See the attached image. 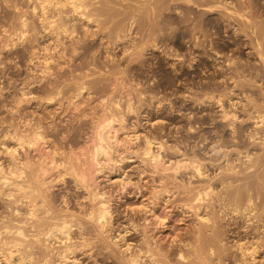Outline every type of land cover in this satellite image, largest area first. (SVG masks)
<instances>
[{
    "label": "bare ground",
    "instance_id": "obj_1",
    "mask_svg": "<svg viewBox=\"0 0 264 264\" xmlns=\"http://www.w3.org/2000/svg\"><path fill=\"white\" fill-rule=\"evenodd\" d=\"M11 1L10 9L15 13L12 15L9 9L12 16L7 15L8 27L0 24V48L9 52L18 41H24L29 62L42 64L37 68L41 71L38 85L43 81L37 102L40 105L59 102L62 94L65 102L60 101L63 105L60 108L64 111L71 108L75 113L68 118L66 126L60 121L54 123L53 119L50 127L46 126L41 120L46 117L39 119L23 113L22 102L29 101L30 97L27 98L30 92H25V88L10 106V128H5L2 134L0 131V194L6 205L0 213L9 210L8 214L0 215V264L56 261L61 264H230L226 259L232 264H264V230L260 231L261 225H254L264 220V199L263 203L256 202L260 193L258 186L264 187V152L263 148L261 153L247 148V144L264 145V0H29L30 11L40 22L39 27L31 23L32 19L29 22L30 16L25 11L29 4L23 9L21 1ZM63 13L65 17L70 14L72 22L62 20ZM76 22H82L85 27L83 34H79ZM91 25L96 28L92 30ZM87 33L97 35L104 42L95 51L88 47L91 54L84 41ZM44 35L49 36L52 44L49 40L39 46V37ZM179 37H185L186 44L189 43L186 61L192 77L188 86L191 103L216 108V115L207 118L208 121L213 123L217 117L236 134L235 140L243 142L244 136L248 140L243 148L245 159L237 165L227 158L223 172L219 170V174L223 173L218 174L219 179L208 175L205 160L195 151L181 150L178 144L167 146L166 138L162 139L157 132L150 133L152 130L140 134L137 116L147 94L142 90L133 96L132 87L123 92L118 89L126 84L130 86L124 77L131 72V64L126 69L121 63L97 62L96 57L102 52L106 58L111 57L112 47L128 52L131 62H142L147 55L145 47L159 50L169 59L181 60L183 55L175 50ZM65 38L71 41L68 50ZM127 41L131 44L126 45ZM245 46L253 49L250 59L236 55L242 54ZM52 50L58 52L62 61L54 58ZM197 70L203 79L210 81L204 80L197 86L194 80ZM54 74L62 85L53 79ZM90 89L99 95L97 105L86 111L84 104L81 105L83 100L79 99L84 91L89 95ZM138 102L142 103L141 107L136 105ZM237 119L252 122L254 126L241 136L242 131L237 130L240 125L234 127ZM197 122L206 123L205 118L196 116L186 121L185 127L190 133L197 128ZM82 135L85 137L80 143ZM238 153L241 155V151ZM133 159L143 165L138 171L140 180L144 181L142 185L135 184L126 175L121 176L124 168L120 172L116 169L117 165L120 167ZM116 170L119 173H114ZM116 174L117 178L112 180L111 176ZM100 175L118 186L114 192L101 185ZM214 177L220 181L222 191L215 190ZM148 184L151 190L148 188L146 202L142 198L139 205L133 202L132 206L126 199L123 210L113 209V200L122 201L131 193L137 196L140 192L142 196V187ZM175 201L180 214L192 218V224L184 228L185 233L177 230L173 235L170 233L169 241L162 242L156 235L169 228L172 217L165 209L158 211L159 204L166 208ZM226 215L242 218L246 223L243 233L237 229H234L237 233L234 230L229 233L233 241L230 246H226L228 237L223 235L224 224L219 219ZM149 225H153L149 229L153 233L146 229ZM136 234L140 236L138 239ZM131 236H135V243L130 240Z\"/></svg>",
    "mask_w": 264,
    "mask_h": 264
},
{
    "label": "rangeland",
    "instance_id": "obj_2",
    "mask_svg": "<svg viewBox=\"0 0 264 264\" xmlns=\"http://www.w3.org/2000/svg\"><path fill=\"white\" fill-rule=\"evenodd\" d=\"M5 1V2H4ZM16 1V0H15ZM17 1H21L20 2V4H21V6H24V8L23 9H26L25 8V6H26V4H29V5H27L26 7H28L25 11H26V13L28 14V17H29V22H30V20L32 19V24L33 25H37V27H39L40 26V22L37 20V17L36 18H34L35 16L33 15V12L32 11H30L31 10V5H32V2H33V0H31L32 2H30L29 0H27V2H26V0H17ZM2 2V3H1ZM9 2V3H8ZM7 2V0H0V24H1V27L3 26V24L2 23H4V25H6L5 27H8V23H9V20H10V17L8 18L7 17V15L8 16H12V15H14L13 13H15V11H14V9H13V11L11 10L12 9V5H10L11 3L10 2H12L11 0L10 1H8ZM23 2V3H22ZM3 3H6V4H8V6L7 5H5V4H3ZM19 3V2H18ZM31 3V4H30ZM18 6H20V5H18ZM10 7H11V9H10ZM6 9V10H5ZM9 9L11 10V14L10 13H8V12H10L9 11ZM19 9H22V7H19ZM19 9H18V11H19ZM51 9V8H50ZM5 11H6V14H5ZM26 14V15H27ZM63 15V18H62V20L64 19H66L68 22H72L71 21V15L70 14H66L67 16L65 17V14L63 13L62 14ZM32 17V18H31ZM62 17V16H61ZM68 18V19H67ZM36 19V20H35ZM78 22V21H77ZM76 22V24H78L77 25V29H78V31H79V34H81V32H82V34L84 33V31H82V30H85V27L82 25V22L80 23H77ZM81 24V25H80ZM90 24H92V22L90 23ZM81 26V27H80ZM83 26V27H82ZM92 26V27H91ZM91 26H89V27H91V29L93 28L94 29V25H91ZM82 28V29H81ZM96 28V27H95ZM1 29V28H0ZM92 29V30H93ZM90 33H87L85 36H84V41L87 43L86 45H87V49H89L88 47H90V49L91 50H93V51H95V49H101L103 46H102V42H103V40H101L100 38H97V35H90ZM135 35V33H133V35L132 36H134ZM138 36V35H137ZM47 37H49V36H46V35H44V36H42L41 37V39H40V37H39V40H41V41H39L38 42V44H39V46H41L42 45V43H44V44H46V43H49L50 41H51V43L50 44H52V40H50V38L48 39ZM87 37V38H86ZM89 38V39H88ZM182 38V37H181ZM187 38V37H186ZM87 39V40H86ZM182 39H184V40H182ZM182 39H180V37H179V39L177 40L178 41V44H179V41H180V44L178 45L177 44V49H175L176 47V45L175 46H172L175 50H176V52H180L182 55H183V58L180 60H176V59H172V58H168V57H165L162 53H160V51L159 50H155V51H152V50H150L148 47H145L146 49V53H147V55L146 56H144V58H142V62H144V63H138L139 62V60H136V61H138V62H131V60H130V55L129 54H127L128 52H122L121 50H123V49H121V48H119V47H116V48H114V47H112V48H110L109 49V51H110V55H111V57H113L114 59H117L116 60V62L114 61V59L113 58H111L110 56H108L107 58L105 57V54L106 53H104V52H102L101 54H103V55H101L100 53V56L99 55H97V62H100V63H108V65L110 64V65H113V64H117V63H121L120 64V66H122V67H124L125 65H126V69H129L131 66V69H129L131 72L130 73H128V74H126L125 75V77L124 78H126L125 79V82L127 81L129 84H130V86H128V84H126L125 86H124V88L122 87H120V88H118V89H120L121 90V92H123L122 90H129V88L131 89V87H132V89L133 90H131V91H133L132 93V95L134 96L135 94H137L139 91H142L143 90V92L145 93L144 95H146V97L144 98V96H143V99H145V100H143L142 101V103H143V105H142V107H141V102H140V104H139V102L136 104V105H138V106H140L139 108H140V111H139V113H138V116L135 114L134 115V117L133 118H131V120H133L134 121V119L136 118V116L137 117H139V118H137L138 119V125H137V128H138V132L140 133V134H144V133H148V132H150L151 130V132L150 133H152V134H156V132H157V134L156 135H158V133H159V137H161L162 139H165V141H166V143H167V146H168V144L169 145H174V144H178L179 146V148L181 149V150H186L187 152H191V153H194V152H192V151H195V153H198V157L199 158H202V159H204L205 161H203V163L205 164V165H207V173H208V175L209 176H217V178H218V176L220 175V176H222L223 175V173H222V175L221 174H219L220 173V171H222L223 172V170H221V169H223L225 166H226V164H227V160L229 159V160H233V162H235L237 165H240L241 163H242V161L245 159L243 156H244V150H245V148H246V146L247 145H249L247 148L248 149H250V151H252V152H262V148H263V152H264V147H261V146H259L258 144L255 146L254 145V147H253V145H250V144H247L246 145V141H248L247 139H246V137L244 136V134H245V132L247 133V131H249V129H250V127L252 126H254L253 125V123L252 122H248L249 123V126H248V123H244L245 121H243L242 122V120H238L237 119V121H235V123H234V127L235 128H237L239 125V127L237 128V130H238V133H239V131H242V132H240L239 133V135L241 134V133H243L241 136H244V137H241V139H244V145L245 146H242V144H243V142H241L240 140H235L234 139V137H235V135L236 134H233L232 132H231V130L229 129V127L227 126V125H225V122H221V121H219V118L217 119V117H216V120L214 121L215 123H217V124H215L214 122L212 123L211 122V120H209L208 121V119H210V116L211 117H213L214 115H216V112L214 111V110H216V108L215 109H211L210 107L208 108V107H200V105H198V106H195V104H193V103H191V97L189 96V94H190V89L188 90V86H189V83L191 82V80H190V78H192L191 77V70L188 68V61H186L187 59H188V55H187V46H188V44H186V39H185V37L184 38H182ZM50 40V41H49ZM99 40V41H98ZM47 41V42H46ZM90 41V42H89ZM186 41V42H185ZM46 42V43H45ZM69 42H71L70 41V39H64V43L66 44V47H67V50L68 49H70L69 48V46H70V43ZM89 42V43H88ZM40 43H41V45H40ZM92 43V44H91ZM104 43V42H103ZM182 43H183V45H182ZM125 44L126 45H130L131 44V42L130 41H127V42H125ZM0 45H1V43H0ZM18 45V46H17ZM187 45V46H186ZM24 46V47H23ZM14 47V49H11V51H9L8 52V50H6V48H3V49H1L0 48V131H1V134L3 133L2 131L5 129V128H7V127H9L10 126V123H11V108H12V106L11 105H13V100H14V98H16V97H18L22 92L20 91V90H23L24 88V91L25 92H30V94H28L27 95V98H28V96H30L29 98H28V100L29 101H23L22 102V105H23V113L24 114H30V115H32L33 117H39V119L40 118H43V117H46L45 119L43 118V119H41L43 122H45V125L47 126V125H49L51 122H52V119H53V121H54V123L57 121V123H60L61 125H67V121H69V119H70V117L72 116V114L73 113H75V110H72L71 108H68V109H66L65 111L62 109V108H60V107H63V105H62V103H63V101L65 102V99L60 95V98H59V96H57L59 99V102L58 101H56V102H54V101H52V102H49V104L48 103H45V104H41L40 105V103H38L37 102V100H39L38 99V96L39 95H41L40 93V90H41V88H40V86H41V83H43V81H40L39 82V85H38V80H39V77H40V74H39V71L40 70H37V68L38 69H40L41 68V63H40V65H38L37 66V64H33V63H30L29 62V59H28V52H26L27 50L26 49H28V48H26V44H25V42L23 41V42H20V41H18V43L16 44V46H13ZM51 47H53V45H51ZM71 47V46H70ZM94 47V48H93ZM121 47V46H120ZM38 48L39 47H37L36 49L38 50ZM148 48V49H147ZM56 49V48H55ZM89 49V50H90ZM245 49V50H244ZM2 50V51H1ZM15 50V51H14ZM89 51L90 52V54L92 53V51ZM178 50V51H177ZM251 50H253L251 47H249V46H245L244 48H242V50L241 51H243V52H241L242 54H236L238 57L240 56L242 59H247L248 57H249V59H250V52H251ZM13 51V52H12ZM38 51H41L40 49L38 50ZM53 51V53L56 55H53V57L55 58V59H60L57 55H58V52L56 51V50H52ZM13 54H12V53ZM42 52V51H41ZM88 52V53H89ZM178 52V53H179ZM248 52V53H247ZM151 53V54H150ZM184 53V54H183ZM112 54L114 55V56H112ZM126 55H128V56H126ZM7 56V57H6ZM98 56H99V58H98ZM125 56V57H124ZM246 56H248V57H246ZM87 56H85V58H84V56L82 57V59L83 60H87V58H86ZM122 57V58H121ZM124 57V58H123ZM127 57H129V59L127 58ZM4 58V59H3ZM9 58V59H8ZM16 58V59H15ZM110 60H109V59ZM127 58V59H126ZM104 61H103V60ZM105 59H106V62H105ZM121 59V60H120ZM126 59V60H125ZM8 60V61H7ZM15 60V61H14ZM79 61H80V59H78ZM78 60L76 61V62H78ZM102 62H101V61ZM112 60H113V63H112ZM119 60V61H118ZM128 60H130V62L131 63H127V62H129ZM174 60H176V61H174ZM59 61H62V59H60ZM108 61H110V62H108ZM147 61V62H146ZM251 61H254V59L252 60L251 59ZM184 62V63H183ZM112 63V64H111ZM172 63V64H171ZM211 62H209L208 63V67L210 68V66H209V64H210ZM4 64H6V65H4ZM36 67V72H34L35 71V67L33 66V65ZM39 64V63H38ZM56 63H51V65L53 66V65H55ZM131 64V66L129 67V65ZM132 64H134V65H132ZM137 64V65H136ZM142 65V67H141V65ZM10 65V66H9ZM26 65V66H25ZM136 65V69L133 67V66H135ZM211 65V64H210ZM32 68H31V67ZM129 68H128V67ZM2 67H4V68H2ZM91 67H93V66H91ZM139 67V68H138ZM54 68H56L57 69V67H55L54 66ZM135 70H134V69ZM141 68V69H140ZM151 68V69H150ZM158 68V69H157ZM177 68V69H176ZM30 69V70H29ZM32 69V70H31ZM55 69V70H56ZM107 69H109L108 67H107ZM173 69H174V72H173ZM34 70V71H33ZM97 70V68H94V72H97L96 71ZM142 70V71H141ZM28 73H27V72ZM53 71V70H52ZM2 72V73H1ZM41 72V71H40ZM209 72H211V69H210V71ZM144 73V74H143ZM154 73V74H153ZM163 73V74H162ZM27 74V75H26ZM201 74V75H200ZM206 74V73H205ZM11 75V76H10ZM31 77H30V76ZM138 75V76H137ZM153 75V76H152ZM192 75H194V74H192ZM202 73H201V71H199V70H197V73H196V76H194L195 77V81H196V85L197 86H201L200 84L202 83V81H210L209 80V78H207V80L206 79H203V77H202ZM10 76V77H9ZM27 76V77H26ZM29 76V77H28ZM96 76V75H95ZM127 76V77H126ZM182 76V77H181ZM13 77V78H12ZM25 77H26V79H25ZM38 77V78H37ZM51 77H52V75H51ZM54 77V78H53ZM53 79L55 80V79H57V80H55V81H59L58 80V76H56L55 74L53 75ZM58 77V78H57ZM130 77H132V78H130ZM134 77V78H133ZM165 77V78H164ZM201 77V78H200ZM36 78V79H35ZM127 78H129V79H127ZM29 79V80H28ZM60 79V78H59ZM178 79V80H177ZM185 79V80H184ZM34 80V81H33ZM36 80V81H35ZM61 80V79H60ZM103 80V79H102ZM183 80V81H182ZM187 80H189L188 82H186ZM200 80V81H199ZM14 81V82H13ZM22 81V82H21ZM105 81V80H104ZM130 81H132V82H130ZM216 81H218V79L216 80ZM25 82V83H24ZM28 82H30V83H28ZM32 82H34V83H32ZM106 82V81H105ZM126 82V83H127ZM155 82V83H154ZM178 82V83H177ZM180 82V83H179ZM186 82V83H185ZM58 83H60V85H62V83L61 82H58ZM138 83V84H137ZM158 85H157V84ZM15 84H16V86H15ZM28 84V85H27ZM33 84V85H32ZM155 84V85H154ZM177 84V85H176ZM22 85V86H21ZM157 85V86H156ZM163 85V86H162ZM184 85V86H183ZM186 85V86H185ZM15 86V87H14ZM33 86V87H32ZM58 86H59V84H58ZM167 86V87H166ZM169 86V87H168ZM2 87H4L3 88V90H2ZM23 87V88H22ZM134 87V88H133ZM136 87V88H135ZM163 87V88H162ZM181 87H182V89H181ZM27 88V89H26ZM37 88V89H36ZM153 90H152V89ZM170 88V89H169ZM176 88V89H175ZM186 88V89H185ZM29 89V90H28ZM33 89V90H32ZM40 89V90H39ZM134 89H135V91H134ZM137 89H139V90H137ZM147 90V91H146ZM148 90H149V92H148ZM174 90V91H173ZM32 91V92H31ZM42 91V90H41ZM137 91V92H136ZM37 92V93H36ZM40 92V93H39ZM136 92V93H135ZM20 93V94H19ZM156 93V94H155ZM169 93H170V95H169ZM123 94V93H122ZM124 94H125V92H124ZM32 95V96H31ZM98 95H99V93H97L96 91L94 92V90L93 89H90V93H89V95H88V92H86V91H84L83 92V95H82V97L79 99V100H83L82 101V103H81V105H83L84 104V109L86 110V111H88V110H90V108L89 107H91V106H93V105H97V98H98ZM153 95H154V97H153ZM10 96V97H9ZM13 96V97H12ZM21 96V95H20ZM19 96V97H20ZM33 96H35L34 98H33ZM37 96V97H36ZM84 96V97H83ZM150 97L151 96V98H148V97ZM8 97V98H7ZM167 97V98H166ZM188 97H190V98H188ZM13 98V99H12ZM62 98L64 99V100H62ZM83 98V99H82ZM154 98V99H153ZM157 98V99H156ZM243 98H244V100H243ZM136 99V98H135ZM160 99V100H159ZM241 99L245 102V96L243 97H241ZM31 100V101H30ZM134 100V99H133ZM147 100V101H146ZM149 100V101H148ZM158 100L161 102H158ZM188 100V101H187ZM60 101H62V103H60ZM87 101V102H86ZM144 101H145V104H144ZM242 101V102H243ZM6 102V103H5ZM9 102V103H8ZM25 102V103H24ZM85 102V103H84ZM151 102H152V104H151ZM51 103V104H50ZM7 104V105H6ZM64 104H66V103H64ZM149 104V105H148ZM160 104V105H159ZM27 105V106H26ZM61 105V106H60ZM145 105V106H144ZM2 106V107H1ZM10 106H11V108H10ZM5 107V108H4ZM81 107V108H82ZM88 108V109H87ZM152 108V109H151ZM7 109V110H6ZM142 110H144V111H142ZM26 111V112H25ZM90 112V111H89ZM144 112V113H143ZM196 112V113H195ZM213 112V113H212ZM142 113V114H141ZM210 113V114H209ZM8 114V115H7ZM242 114H243V112H242ZM241 113H240V115H242ZM208 115V116H207ZM213 115V116H212ZM194 116H196V117H198L199 119L200 118H205V122L206 121H208V122H210V123H208V122H206V123H201V124H199L198 122L195 124L196 125V129H195V131H193V132H189L188 131V129H187V126L185 127V124H187L188 125V123H186V121L188 122V121H190V120H192L193 119V117ZM205 116V117H204ZM4 117V118H3ZM36 117V118H37ZM55 119H54V118ZM189 117V118H188ZM192 117V118H191ZM69 118V119H68ZM208 118V119H207ZM10 119V120H9ZM141 119V120H140ZM190 119V120H189ZM236 120V119H235ZM60 121V122H59ZM199 121V120H198ZM4 122V123H3ZM9 123V124H7V123ZM65 122V123H64ZM156 122V123H155ZM200 122V121H199ZM238 122H240V124L238 123ZM251 123V124H250ZM5 124V125H4ZM153 124V125H152ZM157 124H159L160 125V127H159V125H157ZM246 124V125H245ZM65 125V126H66ZM180 125V127L178 128V126ZM203 126V127H202ZM243 126V127H242ZM248 126V127H247ZM49 127H50V125H49ZM87 127V126H86ZM164 127V128H163ZM10 128V127H9ZM199 128V129H198ZM242 128H243V130H242ZM248 128V129H247ZM8 129V128H7ZM160 129V130H159ZM224 129V130H223ZM247 129V130H246ZM252 129V128H251ZM164 130H165V132H164ZM210 130V131H209ZM229 130V131H228ZM86 131V130H85ZM155 131V132H154ZM162 132V133H160V132ZM186 131H188V132H186ZM142 132V133H141ZM185 132V133H184ZM166 133V134H165ZM0 134V135H1ZM215 134V135H214ZM163 135V136H162ZM192 135V136H191ZM123 136V135H122ZM225 136V137H224ZM232 136V137H231ZM84 137H85V135H82V137L80 136L79 137V140H80V143H81V141H82V143H83V141H84ZM206 139H205V138ZM222 137V138H221ZM176 138V139H175ZM183 139V140H182ZM215 139V140H214ZM86 140V139H85ZM179 140V141H178ZM182 140V141H181ZM201 140H204L203 142L201 141ZM211 140V141H210ZM233 140V141H232ZM207 141V142H206ZM210 141V142H209ZM218 141H220V142H218ZM175 142V143H174ZM181 142V144H179ZM205 142V143H204ZM231 142V143H230ZM237 144H236V143ZM170 143H172V144H170ZM234 144V145H233ZM182 145V146H181ZM218 145V146H217ZM185 146H186V148H185ZM264 146V145H263ZM215 147H216V149L218 150V152L216 153V149H215ZM220 147V148H219ZM222 147V148H221ZM226 147V148H225ZM233 147V148H232ZM185 148V149H184ZM211 148V149H210ZM243 148H244V150H243ZM259 148H261V150L259 149ZM215 149V150H214ZM236 149H238L239 151H241V155H240V153H238V150H236ZM214 150V151H213ZM224 150V151H223ZM225 151H226V153L228 154H226L225 153ZM243 151V152H242ZM251 152V153H252ZM256 152V153H257ZM224 153L226 154V155H224ZM200 155H201V157H200ZM224 155V156H223ZM239 155H240V157H239ZM239 159H238V158ZM228 158V159H227ZM201 159V160H202ZM239 160H241V161H239ZM226 163V164H225ZM119 164H121V163H119ZM142 163H140L139 162V160H135V159H133V160H130V161H127V162H125L124 164H121V165H119L120 167H118V165H117V167H116V169L120 172V171H122L121 169H123L124 170V173H122L121 174V176H128L130 179H132L131 181L132 182H134L135 184H137V183H139L140 185H142V183L144 182H142L141 180H140V175L138 174L139 172L138 171H140V169L143 167V165H141ZM224 166V167H223ZM222 167V168H221ZM120 168V169H119ZM138 168H139V170H138ZM116 170V172H114V173H119L118 171ZM220 170V171H219ZM218 172V173H217ZM113 173V174H114ZM146 173H148V172H146ZM215 173H217V175H215ZM145 174V173H144ZM219 174V175H218ZM143 175V174H142ZM146 175V174H145ZM117 176H118V174H116V175H112L111 177H112V180L114 179V178H117ZM219 176V177H220ZM214 177V178H215ZM213 178V179H214ZM217 178H215L214 180V186H215V190L217 189V191H220L221 189L223 190V187H222V185L220 184V181H217L218 179ZM100 179V180H99ZM112 180H105V177H103L102 175H100V177L98 176V181L100 182V183H102L101 185L102 186H106L107 188L106 189H111V191L113 190V192H114V188H117L118 186H114V185H112L113 183H111L112 182ZM102 181V182H101ZM138 181V182H137ZM258 183H260L259 181H258ZM109 184V185H108ZM144 184V183H143ZM220 184V185H219ZM259 185V184H258ZM110 187V188H109ZM113 187V188H112ZM142 187V186H141ZM150 187L151 186H149V184L148 185H146V186H144L143 185V187H142V190H143V193H144V195H142L141 196V194H140V192L139 193H137L136 195L137 196H133L132 195V193H131V196H126L125 198H123L122 199V201L121 200H113L112 201V203H114V204H112V207H113V209L114 210H117V212H119L120 210H123L124 209V206L122 205L125 201H126V199L128 200V203H129V201H130V203H131V205H132V203L133 204H135V205H139V201H141V199L143 200V201H145L146 202V199L148 198H146V195L147 196H149V193H148V191H149V189H150ZM217 187V188H216ZM262 186L260 185V186H258V190H259V192L260 193H258V198H257V200H256V202L257 203H263V199H264V187H262ZM149 188V189H148ZM260 188V189H259ZM151 190V189H150ZM221 190V191H222ZM146 193V194H145ZM261 194V195H260ZM1 195V194H0ZM140 195V196H139ZM177 195V194H176ZM2 196V195H1ZM0 196V211L2 212V207L3 206H6V205H4V197L2 196L1 197ZM114 196H115V193H114ZM178 196V195H177ZM179 197H180V195H179ZM261 197V198H260ZM146 198V199H145ZM6 199V198H5ZM263 200V201H262ZM4 201V202H3ZM124 201V202H123ZM132 201V202H131ZM148 201V200H147ZM6 202H7V200H6ZM72 202V201H71ZM120 203H121V205L122 206H120ZM72 204V206H74V204H73V202L71 203ZM168 204V203H167ZM164 205V204H163ZM163 205H162V207H161V204H159V208H158V211L159 210H163V209H165L166 211H168V214H170L171 215V219L169 220V222H168V224L170 225L169 226V228L167 227V228H165L164 229V231L163 232H159L157 235H156V237H159V239L162 241V242H165L166 240L167 241H169L170 240V238H171V236H170V233L173 235L177 230H178V232L179 233H185V229H187L188 227H189V225H191L192 223H191V220H192V218H190V217H186V216H184V215H181L180 214V212H179V210L180 209H178V207H176L177 205H178V203L176 204V201L171 205V206H166V208H164L163 207ZM133 206V205H132ZM165 206V205H164ZM119 207V208H118ZM115 208H117V209H115ZM6 208L4 207L3 208V211L5 210ZM169 209V210H168ZM7 211L5 212V213H7L8 214V209H6ZM119 210V211H118ZM3 212V213H4ZM124 211H122V213H123ZM3 213H0V215L2 216V214ZM4 213V214H5ZM222 212L220 211L219 212V214H221ZM223 213H224V211H223ZM3 214V215H4ZM6 214V215H7ZM139 216V215H138ZM221 217L223 218V219H221ZM232 217H234V215L232 216V215H226L225 217L224 216H220V220H223V227L220 225V228L222 229V232H223V235L225 236V237H228V238H226L225 240H226V246H230V245H232L233 244V241H232V236L230 235L231 234V232H232V230H236L237 229V232L238 233H243V226L246 224V223H244L245 221H244V219H242V218H237V217H234V219H232ZM180 218H183V220H179ZM228 218V219H227ZM225 219V220H224ZM255 219V218H254ZM235 222H233V221ZM137 221H139V223L141 224V222H142V220H141V218L140 217H138L137 218ZM227 221V222H226ZM263 221V222H262ZM262 221H260L259 220V222L258 221H256V222H254V225L255 226H260L261 228H259L260 229V231L262 230H264V220H262ZM261 222V223H260ZM222 223H220V224H222ZM229 223V224H228ZM189 224V225H188ZM226 224V225H225ZM237 226V228H236V226ZM153 227V225H149L146 229L147 230H149V229H151ZM182 227H183V229H182ZM229 227V228H228ZM242 227V228H241ZM140 228H141V226H140ZM179 228V229H178ZM185 228V229H184ZM220 229V230H221ZM231 229V230H230ZM239 229V230H238ZM229 231V232H227V231ZM235 230H234V233H237V232H235ZM242 230V231H241ZM149 232L150 233H153L154 232V230L152 229L151 231L149 230ZM173 232V233H172ZM264 232V231H263ZM230 233V234H229ZM233 233V234H234ZM232 234V235H233ZM228 235V236H227ZM264 234H262V236H263ZM136 236V237H135ZM135 236H131L130 238V240H133V242L135 243V240L136 239H138V237H140L139 236V234L137 235H135ZM136 239H135V238ZM228 239V240H227ZM230 239V240H229ZM233 249L234 248H232V249H230V250H232V252H234L235 253V251H233ZM264 254V253H263ZM262 255V254H261ZM225 262H229L230 264H232L230 261H228V259H226L225 260ZM53 264H61V263H59V261H56L55 263H53Z\"/></svg>",
    "mask_w": 264,
    "mask_h": 264
}]
</instances>
